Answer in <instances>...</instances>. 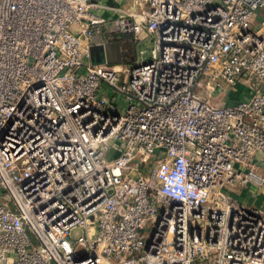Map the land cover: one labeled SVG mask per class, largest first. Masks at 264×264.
<instances>
[{
    "label": "built area",
    "instance_id": "obj_1",
    "mask_svg": "<svg viewBox=\"0 0 264 264\" xmlns=\"http://www.w3.org/2000/svg\"><path fill=\"white\" fill-rule=\"evenodd\" d=\"M143 31L125 81L91 54ZM261 165L264 0H0V264H264V211L225 192Z\"/></svg>",
    "mask_w": 264,
    "mask_h": 264
},
{
    "label": "rangeland",
    "instance_id": "obj_2",
    "mask_svg": "<svg viewBox=\"0 0 264 264\" xmlns=\"http://www.w3.org/2000/svg\"><path fill=\"white\" fill-rule=\"evenodd\" d=\"M107 5L111 7L121 6L125 9H133V10H140L142 3L141 0L140 3H135V0H104ZM146 0H142L144 3ZM102 15L105 17H111L113 18V21H116L117 12L113 10H104L102 12ZM256 18V17H255ZM76 26V23L72 24V29ZM117 35V34H114ZM119 37L121 39H125L128 42V45L130 46V50L127 47V44L122 43L121 40V48L122 53H125L126 58L124 59V55L122 57V60L117 62L123 71V78L122 81H125L128 76V69L135 63V61L142 60H148L152 57V49L154 48V39L155 34L143 31L138 36L137 40L133 39V36L130 33H121L119 34ZM129 52L131 54V57L129 55ZM251 92V84L247 81H244L242 79L237 80L235 83H230L222 79H217L214 82V89L211 92V102L217 105H224V104H234L237 101L246 98L250 95ZM109 94L112 93V91L108 92ZM118 99L120 102H123V99H121L120 96H118ZM256 171L264 176V165L257 166ZM249 184L243 185L239 181H236L234 184L230 185L227 189H225V192H229L231 194V191L234 193H246L247 190V196L244 198V205L247 207H258L264 211V182L262 184L257 183L254 180H250L248 182ZM244 188L246 189L244 191ZM263 192V196L261 199L263 200L262 203L257 205H253L251 203V200L254 198L253 195H255L256 192ZM259 197V198H260ZM249 202V203H248ZM152 230V224L147 223L146 225V234H149ZM80 233V230L75 228L72 231V234L74 237H76ZM78 251L81 249L80 247L77 248Z\"/></svg>",
    "mask_w": 264,
    "mask_h": 264
},
{
    "label": "water",
    "instance_id": "obj_3",
    "mask_svg": "<svg viewBox=\"0 0 264 264\" xmlns=\"http://www.w3.org/2000/svg\"><path fill=\"white\" fill-rule=\"evenodd\" d=\"M93 58L98 62L117 63L122 60V48L119 40L90 47Z\"/></svg>",
    "mask_w": 264,
    "mask_h": 264
},
{
    "label": "crops",
    "instance_id": "obj_4",
    "mask_svg": "<svg viewBox=\"0 0 264 264\" xmlns=\"http://www.w3.org/2000/svg\"><path fill=\"white\" fill-rule=\"evenodd\" d=\"M92 2H101V3H104V4H107L104 0H91ZM142 5H143V2H142ZM99 14H102V12H103V10H99V11H97ZM247 184H249V183H247ZM246 189L244 188V191H245ZM246 193H247V190L245 191ZM246 193H243V192H241V193H239V194H237V193H234L233 191H231V195L233 196V197H235V198H237L239 201H241V202H244V198L247 196V194ZM263 194V192L261 191V192H256L255 193V195H253L254 196V198L251 200V203L253 204V205H257V206H259V204L260 203H262V199H261V197L263 196L262 195ZM261 196V197H260ZM260 197V198H259ZM249 203V202H248Z\"/></svg>",
    "mask_w": 264,
    "mask_h": 264
},
{
    "label": "trees",
    "instance_id": "obj_5",
    "mask_svg": "<svg viewBox=\"0 0 264 264\" xmlns=\"http://www.w3.org/2000/svg\"><path fill=\"white\" fill-rule=\"evenodd\" d=\"M125 34H126V33H125ZM118 39H119V40H122L121 42H122V43H125V45L127 44V47H128V49L130 50V46L128 45L127 40H125V39H121V37H118ZM123 55H124V59H125V58H126L125 53H124V54L122 53V57H123ZM129 55H130V57H131L130 52H129ZM112 64H117V63H112Z\"/></svg>",
    "mask_w": 264,
    "mask_h": 264
}]
</instances>
